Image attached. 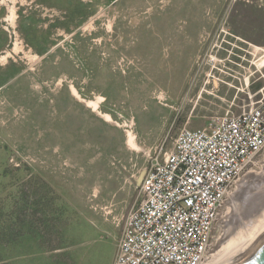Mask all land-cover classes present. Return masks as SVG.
Here are the masks:
<instances>
[{"label": "rangeland", "instance_id": "374dc122", "mask_svg": "<svg viewBox=\"0 0 264 264\" xmlns=\"http://www.w3.org/2000/svg\"><path fill=\"white\" fill-rule=\"evenodd\" d=\"M260 101L264 0H0V264H115L156 152ZM263 187L264 149L206 264Z\"/></svg>", "mask_w": 264, "mask_h": 264}, {"label": "built area", "instance_id": "2783aa9c", "mask_svg": "<svg viewBox=\"0 0 264 264\" xmlns=\"http://www.w3.org/2000/svg\"><path fill=\"white\" fill-rule=\"evenodd\" d=\"M262 149L264 101L211 128H181L146 168L115 264H206L227 198Z\"/></svg>", "mask_w": 264, "mask_h": 264}, {"label": "bare ground", "instance_id": "6f19581e", "mask_svg": "<svg viewBox=\"0 0 264 264\" xmlns=\"http://www.w3.org/2000/svg\"><path fill=\"white\" fill-rule=\"evenodd\" d=\"M4 56V55H3ZM8 56V55H7ZM6 56V57H7ZM77 92V91H76ZM90 103V102H89ZM94 105V104H93ZM128 143L135 147L136 143H135V136L130 133L129 137H128ZM264 189V187H263ZM262 193L255 199V203H253V208L251 211V216H253L255 222L257 221V225L258 227H256L253 232H251V236L249 237V239L240 246L238 245L236 248H234V250L229 253L226 254L223 258H221L219 261H216L214 264H226L228 261H230L236 254H238L242 249H244L247 245H249L256 237L257 235L264 229V192L261 191ZM236 232V231H235ZM239 232V231H238ZM242 234V233H241ZM240 234V235H241ZM250 234V233H249ZM236 235V234H235ZM227 238L229 237L228 235ZM242 236V235H241ZM239 240V238H238ZM244 240V239H243ZM224 241H226V239H223L222 243H224ZM240 242V241H239ZM243 242V241H242Z\"/></svg>", "mask_w": 264, "mask_h": 264}, {"label": "water", "instance_id": "95a60500", "mask_svg": "<svg viewBox=\"0 0 264 264\" xmlns=\"http://www.w3.org/2000/svg\"><path fill=\"white\" fill-rule=\"evenodd\" d=\"M143 176L139 179L142 183ZM226 264H264V229Z\"/></svg>", "mask_w": 264, "mask_h": 264}]
</instances>
